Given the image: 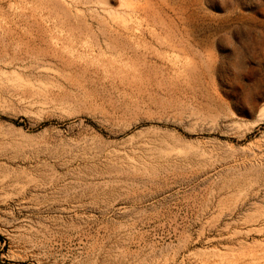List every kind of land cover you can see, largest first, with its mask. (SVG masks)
Returning a JSON list of instances; mask_svg holds the SVG:
<instances>
[{
  "label": "rangeland",
  "instance_id": "rangeland-1",
  "mask_svg": "<svg viewBox=\"0 0 264 264\" xmlns=\"http://www.w3.org/2000/svg\"><path fill=\"white\" fill-rule=\"evenodd\" d=\"M0 264H264V0H0Z\"/></svg>",
  "mask_w": 264,
  "mask_h": 264
}]
</instances>
